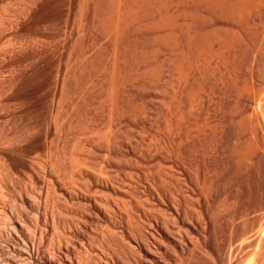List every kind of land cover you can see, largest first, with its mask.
<instances>
[{"label":"bare ground","instance_id":"1","mask_svg":"<svg viewBox=\"0 0 264 264\" xmlns=\"http://www.w3.org/2000/svg\"><path fill=\"white\" fill-rule=\"evenodd\" d=\"M15 1L0 264H264V0Z\"/></svg>","mask_w":264,"mask_h":264},{"label":"rangeland","instance_id":"2","mask_svg":"<svg viewBox=\"0 0 264 264\" xmlns=\"http://www.w3.org/2000/svg\"><path fill=\"white\" fill-rule=\"evenodd\" d=\"M12 1H13V0H11V2H12ZM14 1H15V0H14ZM14 1H13V3H11L10 0H8V2L11 3V6H12V4H13V6L16 5V3H15L16 1H15V2H14ZM10 3H9V5H10ZM14 3H15V5H14ZM4 10H5V9H4ZM4 10H3V13H6L7 10H8V12H9V9H8V8H6L5 11H4ZM68 22H69V24H71L70 21H68ZM69 24L67 23V26H65V27H66L67 29H68V28L71 29L70 31H72V26H71L72 24H71V25H69ZM70 26H71V27H70ZM66 28H65V30H67ZM67 31H69V30H67ZM70 31H69V32H70ZM66 34L70 36V33L67 32V33H65V37H67ZM99 38H100V36H99ZM66 39H68V38H66ZM104 40H105V39H102V36H101L100 41L102 42V41H104ZM101 120H102V119H101ZM98 122L101 123V124L99 123L98 125H103V124H104V123H103V122H104L103 120H102V122H101L100 120H98ZM103 126H104V125H103ZM247 259H248V258H246V260L243 261V264H246ZM251 259H252V258L250 257V260H251ZM250 260L248 259V262H249ZM245 261H246V262H245Z\"/></svg>","mask_w":264,"mask_h":264}]
</instances>
